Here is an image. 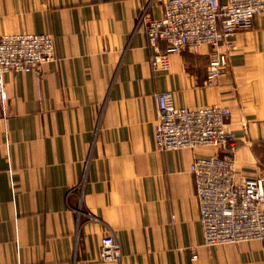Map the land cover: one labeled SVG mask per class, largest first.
I'll use <instances>...</instances> for the list:
<instances>
[{
  "label": "crops",
  "instance_id": "0c3cea01",
  "mask_svg": "<svg viewBox=\"0 0 264 264\" xmlns=\"http://www.w3.org/2000/svg\"><path fill=\"white\" fill-rule=\"evenodd\" d=\"M147 3L0 0V36L54 41L40 80L3 75L0 264H104L108 232L119 264H264V241L203 246L190 166L216 150L159 152L153 140L156 94L172 91L178 107L220 104L231 114L236 180L264 179V14L230 39L228 71L207 88V46L171 54L165 72L151 69L135 28ZM148 13L157 21L163 8Z\"/></svg>",
  "mask_w": 264,
  "mask_h": 264
},
{
  "label": "built area",
  "instance_id": "2783aa9c",
  "mask_svg": "<svg viewBox=\"0 0 264 264\" xmlns=\"http://www.w3.org/2000/svg\"><path fill=\"white\" fill-rule=\"evenodd\" d=\"M163 8L160 20L149 17V6ZM264 14V0H148L136 20L153 55V71L168 70V57L189 52L199 55L210 48L204 86L214 87L229 68L230 39L249 30ZM160 44H164L162 50ZM54 61V41L47 33H16L0 36V120L5 117L7 96L3 75L34 74L39 80L43 65ZM156 118L153 140L159 152L209 148L216 154L196 158L190 166L203 246L213 248L244 242L264 241V179L237 181L234 169L236 138L228 129L230 111L220 104L197 108L178 107L172 91L154 96ZM196 260L195 249H190ZM99 261L119 264L120 246L108 232L99 246Z\"/></svg>",
  "mask_w": 264,
  "mask_h": 264
}]
</instances>
